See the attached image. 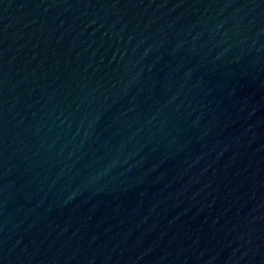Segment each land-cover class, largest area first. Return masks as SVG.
I'll list each match as a JSON object with an SVG mask.
<instances>
[{
  "label": "water",
  "instance_id": "1",
  "mask_svg": "<svg viewBox=\"0 0 264 264\" xmlns=\"http://www.w3.org/2000/svg\"><path fill=\"white\" fill-rule=\"evenodd\" d=\"M0 264H264V0H0Z\"/></svg>",
  "mask_w": 264,
  "mask_h": 264
}]
</instances>
